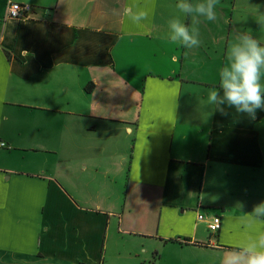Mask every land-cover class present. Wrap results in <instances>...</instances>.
<instances>
[{
  "label": "crops",
  "instance_id": "0c3cea01",
  "mask_svg": "<svg viewBox=\"0 0 264 264\" xmlns=\"http://www.w3.org/2000/svg\"><path fill=\"white\" fill-rule=\"evenodd\" d=\"M132 3L148 29L111 14ZM176 3L0 0V264H222L264 230V110L206 103L234 33L264 44V0H220L190 50Z\"/></svg>",
  "mask_w": 264,
  "mask_h": 264
},
{
  "label": "clouds",
  "instance_id": "9594fccd",
  "mask_svg": "<svg viewBox=\"0 0 264 264\" xmlns=\"http://www.w3.org/2000/svg\"><path fill=\"white\" fill-rule=\"evenodd\" d=\"M219 2L177 0L174 7L178 14L167 20L166 39L189 50L200 47L199 18L215 21ZM110 11L143 29L151 25L147 5L132 3L113 7ZM188 18L192 21L190 25L184 22ZM258 23L264 29V17ZM218 77V86L207 91L208 105L221 112L224 111L222 106L226 105L253 118L257 110H264V44L259 39L248 32H235L226 45ZM249 216L257 223H264V202L255 205ZM222 264H264V230H258L234 245L232 251L224 254Z\"/></svg>",
  "mask_w": 264,
  "mask_h": 264
},
{
  "label": "built area",
  "instance_id": "2783aa9c",
  "mask_svg": "<svg viewBox=\"0 0 264 264\" xmlns=\"http://www.w3.org/2000/svg\"><path fill=\"white\" fill-rule=\"evenodd\" d=\"M30 6H20V5H10L9 15L12 18L26 17L29 12H31ZM199 221H204V216L200 215L198 217ZM208 229L211 233H217L221 229L222 220L221 217L215 216L208 221Z\"/></svg>",
  "mask_w": 264,
  "mask_h": 264
},
{
  "label": "rangeland",
  "instance_id": "374dc122",
  "mask_svg": "<svg viewBox=\"0 0 264 264\" xmlns=\"http://www.w3.org/2000/svg\"><path fill=\"white\" fill-rule=\"evenodd\" d=\"M126 236H122V235H118L116 233L112 234V244H115L114 245V249L115 251L118 250V248H122V244H124V239H125ZM118 264V263H116Z\"/></svg>",
  "mask_w": 264,
  "mask_h": 264
}]
</instances>
